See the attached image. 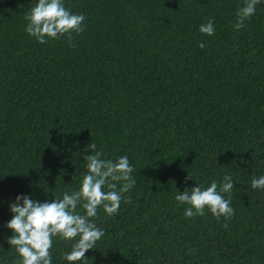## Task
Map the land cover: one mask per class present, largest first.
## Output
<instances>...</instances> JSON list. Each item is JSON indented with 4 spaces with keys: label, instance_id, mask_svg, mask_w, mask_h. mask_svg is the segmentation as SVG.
Listing matches in <instances>:
<instances>
[{
    "label": "trees",
    "instance_id": "16d2710c",
    "mask_svg": "<svg viewBox=\"0 0 264 264\" xmlns=\"http://www.w3.org/2000/svg\"><path fill=\"white\" fill-rule=\"evenodd\" d=\"M37 3L0 0V264L22 259L10 203L79 191L92 142L126 155L136 184L117 214L98 210L105 235L75 264H264V190L251 187L264 176V0L241 30L244 0H63L86 18L71 45L25 31ZM209 20L213 36L199 31ZM225 175L231 220L186 218L178 192L219 191ZM73 243L53 237L52 264Z\"/></svg>",
    "mask_w": 264,
    "mask_h": 264
},
{
    "label": "clouds",
    "instance_id": "9594fccd",
    "mask_svg": "<svg viewBox=\"0 0 264 264\" xmlns=\"http://www.w3.org/2000/svg\"><path fill=\"white\" fill-rule=\"evenodd\" d=\"M262 0H244V6L237 12L236 30L246 26L256 13L258 4ZM85 16L73 14L64 6L63 0H38L25 15L27 26L25 31L40 44L50 40L66 37L72 44L74 34L84 31ZM202 34L213 36L215 34L214 21L209 20L200 26ZM203 49L205 44L200 43ZM97 145L91 143L85 150L84 160L87 174L84 176L79 191L69 194L65 192L63 199H54L52 202L40 203L29 195L17 196L15 202L10 203L13 218L7 224L13 235L7 243L14 247L22 258L18 264H52L50 249L53 246V237H60L72 244V250L64 256L69 264L88 260L85 254L96 248L105 233L97 227L94 220L98 210L111 216L119 212L121 202L131 203V196L126 195L135 186L132 176L134 167L125 155L117 161L103 159V152L97 151ZM91 151V155L86 154ZM186 180H193L188 173ZM223 184L218 191V183L212 182L210 187L202 189L199 185L175 196L180 204L190 207L185 210L186 218L204 216L207 208L219 221L223 217L226 221L235 215L230 207L231 195L235 184L230 176L223 177ZM121 187L117 189V184ZM108 191H104V188ZM253 190H264V176L253 178ZM224 193L229 195L224 198ZM82 207L85 214L81 215L77 208ZM227 223L224 227L227 228ZM79 237L77 240L76 238Z\"/></svg>",
    "mask_w": 264,
    "mask_h": 264
}]
</instances>
